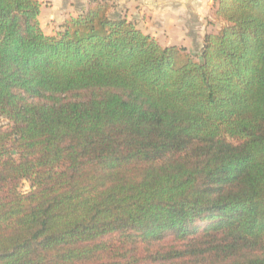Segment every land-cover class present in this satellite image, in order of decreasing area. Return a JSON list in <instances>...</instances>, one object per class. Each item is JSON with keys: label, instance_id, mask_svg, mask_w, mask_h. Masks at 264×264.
I'll list each match as a JSON object with an SVG mask.
<instances>
[{"label": "trees", "instance_id": "16d2710c", "mask_svg": "<svg viewBox=\"0 0 264 264\" xmlns=\"http://www.w3.org/2000/svg\"><path fill=\"white\" fill-rule=\"evenodd\" d=\"M42 7L0 0V264H264V0H216L200 58Z\"/></svg>", "mask_w": 264, "mask_h": 264}, {"label": "crops", "instance_id": "0c3cea01", "mask_svg": "<svg viewBox=\"0 0 264 264\" xmlns=\"http://www.w3.org/2000/svg\"><path fill=\"white\" fill-rule=\"evenodd\" d=\"M41 1V26L46 34H55L54 31L62 30L66 17L83 11L90 0ZM108 1L113 4L117 14L133 20L139 28L155 36L160 43L184 45L189 50L198 46L203 48L205 36L211 29L210 20L215 17L216 0ZM47 20L51 21V29L46 28Z\"/></svg>", "mask_w": 264, "mask_h": 264}, {"label": "rangeland", "instance_id": "374dc122", "mask_svg": "<svg viewBox=\"0 0 264 264\" xmlns=\"http://www.w3.org/2000/svg\"><path fill=\"white\" fill-rule=\"evenodd\" d=\"M69 17V16H68ZM67 18V17H66ZM65 18V19H66ZM49 19V18H48ZM65 21V20H64ZM63 21V23H64ZM51 21L47 20V22L45 23L46 25V28H49L51 26ZM209 23V22H208ZM63 25V24H62ZM210 25H211V29L208 31V32H217L223 25H224V22L221 21L220 19H217L215 17H213L211 20H210ZM48 26V27H47ZM51 29V27H50ZM56 30V29H54ZM60 31V30H59ZM57 33L58 31H54V33ZM55 33V34H56ZM55 34H50V35H55ZM162 44V43H161ZM164 45V44H162ZM190 51L197 56V58H200V53H201V49H200V46H198L197 48L195 49H190ZM4 122V119H0V124ZM19 189L24 191V192H27L30 190V184L29 182L26 180V179H23L20 181L19 183Z\"/></svg>", "mask_w": 264, "mask_h": 264}]
</instances>
